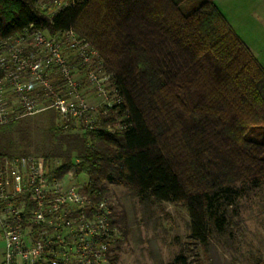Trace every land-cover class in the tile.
<instances>
[{"label":"trees","instance_id":"1","mask_svg":"<svg viewBox=\"0 0 264 264\" xmlns=\"http://www.w3.org/2000/svg\"><path fill=\"white\" fill-rule=\"evenodd\" d=\"M51 1L0 0V39L74 30L111 73L122 117L114 131L86 132L59 174L76 167L104 195L120 184L143 202L180 204L193 243L207 246L242 193L264 185V69L214 0H84L50 14ZM167 264L202 263L190 250Z\"/></svg>","mask_w":264,"mask_h":264},{"label":"built area","instance_id":"2","mask_svg":"<svg viewBox=\"0 0 264 264\" xmlns=\"http://www.w3.org/2000/svg\"><path fill=\"white\" fill-rule=\"evenodd\" d=\"M82 1L52 0L43 8L53 14ZM100 62L98 50L74 30L51 35L25 29L0 39V126L44 109L77 114L74 73L84 66L97 79L93 68ZM106 90L117 97L106 102L116 111L119 92ZM105 128L114 131L110 124ZM58 171L40 156L0 154L3 264H113L123 230L112 223L110 197L88 188V181L78 184L75 167Z\"/></svg>","mask_w":264,"mask_h":264},{"label":"rangeland","instance_id":"3","mask_svg":"<svg viewBox=\"0 0 264 264\" xmlns=\"http://www.w3.org/2000/svg\"><path fill=\"white\" fill-rule=\"evenodd\" d=\"M95 65L97 79L93 74L91 79L84 66L74 73L80 96V101L75 97L80 106L77 114L63 116L55 108L44 109L0 126V154L40 156L61 168L67 156L74 160L80 156L86 132L105 130L103 118L112 113L110 126L117 127L122 117L106 104L117 101L116 95L107 94L106 90V85L107 89L115 87L111 73L102 60ZM65 92L68 96V86ZM75 172L78 184L88 181L82 172ZM109 188L114 213L121 219L119 226H126V234L123 232L114 250L113 264H167L178 253L190 254V250L202 264H264V185L242 193L227 230L212 231L207 246L193 243L184 206L155 200L143 202L131 197L128 188L120 184L110 183Z\"/></svg>","mask_w":264,"mask_h":264},{"label":"crops","instance_id":"4","mask_svg":"<svg viewBox=\"0 0 264 264\" xmlns=\"http://www.w3.org/2000/svg\"><path fill=\"white\" fill-rule=\"evenodd\" d=\"M214 3L264 69V0H214ZM3 257L4 240L0 229V264Z\"/></svg>","mask_w":264,"mask_h":264}]
</instances>
